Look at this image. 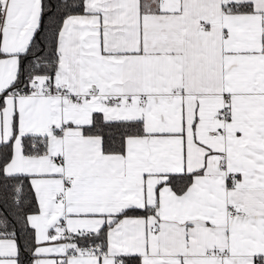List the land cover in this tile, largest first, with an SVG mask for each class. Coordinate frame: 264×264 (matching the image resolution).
<instances>
[{"label": "snow or ice", "instance_id": "obj_1", "mask_svg": "<svg viewBox=\"0 0 264 264\" xmlns=\"http://www.w3.org/2000/svg\"><path fill=\"white\" fill-rule=\"evenodd\" d=\"M0 264H264V0H0Z\"/></svg>", "mask_w": 264, "mask_h": 264}]
</instances>
